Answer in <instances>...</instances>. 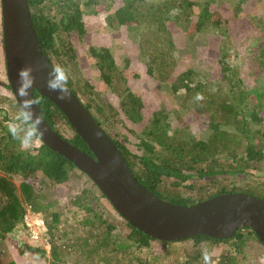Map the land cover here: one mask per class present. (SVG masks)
<instances>
[{
	"label": "trees",
	"instance_id": "obj_1",
	"mask_svg": "<svg viewBox=\"0 0 264 264\" xmlns=\"http://www.w3.org/2000/svg\"><path fill=\"white\" fill-rule=\"evenodd\" d=\"M236 1L237 8L234 11L238 12L240 9L238 6L243 0ZM80 2L81 0H28L38 43L52 67L56 66L54 60L58 61L61 54L57 47L60 35L82 36L85 33L80 8L83 6ZM116 2L121 6L114 8L112 3ZM217 2L218 0H111V5H107L106 10L114 9V15L109 16V21L116 26L142 24L143 20L147 23H155L157 25L155 31L161 30L168 35H172L167 28L168 24L184 20L182 23L186 26L183 35L194 39L208 29L213 32L221 31L225 36L226 19ZM89 4H95L94 0H87L84 6ZM174 9L179 10L178 14L170 15ZM240 29L243 30L241 27ZM253 33L254 40L247 44L249 45L247 55L240 54L238 60L232 63L230 60L225 61V54L219 60L221 74L235 66L233 70L240 76L237 82L229 81L226 96L209 92L212 80L208 77L206 82L202 83L199 78L202 76V70L190 68L177 75L172 74L171 66L174 65L165 62L156 51L150 48L147 50L148 59L153 64L147 68V75L151 77L154 74L160 88L165 83L170 84L168 92L178 100L184 111L190 114L193 108L192 114L206 113L208 120L202 122L199 128L188 131L187 126L181 124L173 126L162 121L160 119L163 116L160 115L162 110L152 112L148 117L144 113L142 93L139 94L138 91L134 93L128 85L119 95L118 106L127 121L124 125L125 129L138 140L136 144L138 151L128 146L129 135L119 136L112 128L118 121L121 122L118 112L117 120L114 118V113L109 114L112 112L110 107L113 106H95V111H92L94 107L92 102L84 104L81 98L84 92L79 90L73 78L69 79L68 87L117 146L137 181L158 198L177 205H194L219 194L243 191L254 193L264 199V190L258 192L240 189V185L234 183L237 178L253 181L255 171H259L256 165L262 167L264 171V118L260 116L264 110V93L260 91L264 89V84L260 73L254 78L255 66L264 71V29L260 32L255 27ZM185 43L192 46L189 40ZM92 56L95 58L96 68L100 71L103 81L107 86H111L110 76L115 70V62L110 51L100 48L94 51ZM243 57L247 61L240 67ZM241 71L246 72V78L251 76L254 78L250 86L241 76ZM133 76L134 79L138 77L132 74L131 77ZM129 78L125 75L121 77L120 74L121 82H129ZM223 78L228 79L224 75ZM211 85L215 86L214 82ZM4 87L10 91L8 84ZM163 87L167 88V85ZM197 94H200L202 99H197ZM34 97L40 99L38 106L50 128L63 139L92 156L58 108L35 91ZM17 109L19 111L18 105ZM61 124L67 125L72 131L71 139H66L61 134L58 129ZM3 126L0 124V170L21 177L23 182L20 190L25 201L32 203V211L47 222L48 209L52 205L47 203L43 206L38 202L39 195L33 186L34 183L28 181L29 177L34 176L41 184L56 189L69 183L70 178L75 175V168L68 160L51 151L40 139L36 140L39 142L38 146H33L30 150H22L20 142ZM261 179L264 180V176ZM197 181L206 184L203 187H196ZM92 187L99 192L93 184ZM88 192L83 190L72 197L66 205L69 208L66 211L75 208L73 214L85 215L82 223L84 226L91 225L99 229L91 237L94 238L93 245H90L89 239H84L81 244L82 255L85 257L84 264H133L132 261L139 255H145L146 261L154 264L151 263L152 260L148 255L152 243L159 244L161 251L165 252L171 244L192 242L183 252L186 256V264H205V253L210 256V264H212L213 251L220 249L221 246H230L240 253L242 245L251 239L264 248L249 228L238 230L227 240L200 235L178 242L157 241L131 227L117 213L106 215V208L101 207L99 203L101 198L105 200L106 198L99 192L98 196L92 195L89 200L88 197L86 198ZM192 192L193 195L190 194ZM84 198L86 199L83 201ZM108 205L112 208L109 202ZM112 210L114 211L113 208ZM23 214L16 188L7 180L0 178V247L5 248L15 239ZM50 214L51 223L56 222L57 212ZM48 228L50 233L52 225H48ZM17 245L20 254L27 251L34 261L38 258L44 260L45 252L40 248L33 246L30 248L20 243ZM72 246L52 243L48 253L51 264H66ZM117 254L127 261L123 262L119 257L117 258ZM110 255L116 256L112 258ZM161 256L162 253L158 258ZM222 256H226V260L221 259L216 264L236 263V258L232 257L231 253L227 252ZM3 263L15 264L13 260H9L8 263L6 259L0 260V264Z\"/></svg>",
	"mask_w": 264,
	"mask_h": 264
},
{
	"label": "rangeland",
	"instance_id": "obj_2",
	"mask_svg": "<svg viewBox=\"0 0 264 264\" xmlns=\"http://www.w3.org/2000/svg\"><path fill=\"white\" fill-rule=\"evenodd\" d=\"M86 2L87 0H81L80 2L83 6H80V8L82 10L81 13L83 16L82 20L84 21L85 33L82 36H77L76 34H72L69 37H66L64 34L60 35V41L57 43V47L61 54L59 55V60H54V62L56 65H61L69 71L70 78H73L79 90L84 92V96H81L84 104L92 102L94 106L92 111H95V106H113H109L112 111L109 112V114L114 113V118L117 120L119 113L121 122L118 121L117 125L112 128L115 129V132L119 136L129 135L128 146L136 151H138L136 147L138 140L134 139L125 129L124 125L127 121H125L126 118L118 106L119 95L128 85L130 90L134 93L137 91L139 94L142 93L144 113L148 117L152 112L162 110L163 112H160V115H163L160 118L162 121L170 123L173 126L178 124L187 126L188 131L199 128L202 122H206V119L208 120V118H206V113L192 114L194 112L193 108L190 114L184 111L178 104V100L173 98L171 93L168 92L170 84L165 83L167 88L163 87L165 86V84H163L162 89L157 84L154 74L151 77L147 75V68L153 66L147 55V50L149 48L156 51L158 56H161L165 62L175 66H171L173 69L172 74L177 75L190 68L202 70V76L199 77L202 83H205L208 77H210V80H212L211 83L214 82L216 86L210 83L209 92L226 96L225 93L228 91L227 87L230 85L229 81L237 82L240 76L233 70L235 66L230 67L229 70L221 74L219 60L222 55L225 54V61L230 60L232 63L234 60H238L240 54L247 55L249 51V45L247 44L254 40L253 32L255 27H257L260 32L264 29V0H243L238 6V8H240L238 12L234 11L237 8L236 0H218L217 3L220 6V11H223L226 19L225 27L227 29L225 36L221 34V31L213 32L208 29L194 39H192L193 37L191 38L183 35V31L185 30L184 27L186 26L182 23L184 20L173 21L167 25L172 35H168L166 32L162 33L161 30L155 31L157 27L155 23H147L142 19V24L119 27L109 21V16L114 15V9L111 11L106 10V6L111 5V0H94L95 4L84 6ZM112 5L114 8L121 6L119 2L112 3ZM142 9L146 8L142 7ZM171 14L172 13H170V15ZM240 27L243 28V30H241ZM188 40L191 42L192 46L186 45L185 42ZM100 48L108 49L115 62V70L110 76L112 80L111 86H107L103 81L100 71L96 68L95 58L92 56V53L98 51ZM246 58L243 57L240 67L247 61ZM119 72H121V77L125 75L129 78L132 74L138 77L134 79L133 76L129 78V82H121ZM259 73L261 77H263L262 81L264 84V71L259 69L258 66H255L254 78H256ZM207 74L210 75L208 76ZM240 74L248 82L247 85L250 86L254 78L250 74L251 77L246 78V72L243 71H241ZM223 75L227 76L228 79L223 78ZM6 84L7 78L1 42L0 6V124L4 125L3 127L7 130L9 122L14 120L18 113V109L11 92L4 87ZM260 91L264 93V89ZM180 93H182V91H180ZM189 108H191V103H189ZM115 113H117V115H115ZM260 116L264 118V110ZM215 121L218 122V120ZM58 129L64 138L71 139L73 137V133L67 125L61 124ZM107 130H109V128H107ZM38 145V141H35L33 144V146ZM33 146L31 148H33ZM256 167L259 171H255L254 182L252 180L244 181V179L237 178L238 180H234V183H238L240 186L237 185L240 189L244 188L258 192L264 190V180L261 179L262 176H264V171L259 165H256ZM74 172L75 175L70 178L67 185L56 189L50 188L47 184H41L34 176L29 177L28 181L31 182V184L32 182L34 183L33 186L39 195L37 198L38 202L43 206L47 203L52 205L51 208L48 209L47 222L39 219L44 225L39 230L40 241H43L45 246H51L52 243L57 245L64 244L66 246L73 245L70 250V260H68V257L66 259V264H84L85 257L82 255L83 249L81 244L84 239H89L90 245H93L94 238L91 237H93L99 229L91 225L84 226L82 223L83 218L85 219V215L78 213L73 214L75 208L66 211V209L69 210L66 205L72 197L81 193L83 190L89 191L86 193V198L88 197L89 200L92 195L98 196L99 192L92 187L91 181L85 175H82V173L76 169ZM13 175L14 174H7L0 170V178L7 180L16 188V194L22 204L24 213L26 209H31L32 203L26 202L21 193L20 185L23 182L21 177ZM205 184V182L197 181L196 187H203ZM239 193L256 196V194L251 192L240 191ZM190 194L193 195L194 192ZM86 198H84L83 201ZM99 203L101 207L106 208L105 210L107 213L104 211L106 215L115 212L105 199L101 198ZM54 211L58 214V220L51 223L52 217L50 213H54ZM48 225H52L50 229L52 231L50 233ZM18 242L21 245L26 244V246L30 248L31 246L34 248H41L38 244L28 242L24 237H20L19 239L15 237L5 248L2 246L0 247V260L6 259V263H8L9 260H13L15 264H51L49 254L47 253H45L44 260L38 258L36 261L30 257L27 251L20 254L18 252ZM191 243L192 242L185 241L184 243L171 244L165 252L161 251L159 244L152 243V248L149 250V252H151L148 254L149 259H151V263L154 262V264H186V256L183 255V252L185 248L191 246ZM20 249L23 250L24 248ZM227 252L231 253L232 257L236 258V263L234 264H264V248L252 239L242 245L240 253L230 246H221L220 249L211 253L212 264H216L219 260L225 259L226 256L222 255ZM161 253L163 256L158 258ZM115 256L116 255H112L111 257L114 258ZM144 256L145 255L136 256V259L133 260L132 263L149 264ZM118 257L123 262L127 261V259H122L119 254H117V258Z\"/></svg>",
	"mask_w": 264,
	"mask_h": 264
},
{
	"label": "water",
	"instance_id": "obj_3",
	"mask_svg": "<svg viewBox=\"0 0 264 264\" xmlns=\"http://www.w3.org/2000/svg\"><path fill=\"white\" fill-rule=\"evenodd\" d=\"M0 6L5 73L18 108L22 101L17 94L18 72L31 65L36 80L28 98H32L35 91L54 104L92 156L55 133L44 118L42 127L46 131L40 141L84 174L123 221L163 242H178L200 235L227 240L238 230L249 228L264 246L263 198L234 192L219 194L194 205H177L145 189L117 146L72 91L70 98L63 101L56 98L57 93L48 91V73L53 67L38 43L28 0H0ZM33 109L37 115H42L38 105H33Z\"/></svg>",
	"mask_w": 264,
	"mask_h": 264
},
{
	"label": "clouds",
	"instance_id": "obj_4",
	"mask_svg": "<svg viewBox=\"0 0 264 264\" xmlns=\"http://www.w3.org/2000/svg\"><path fill=\"white\" fill-rule=\"evenodd\" d=\"M179 10L174 9L172 14H178ZM35 71L31 65L21 68L18 72V87L17 94L22 98L19 104V111L14 120L9 122L8 131L11 136L20 142L22 149H30L37 139H42L46 129L42 127L44 120L42 115H37L33 109V105H39L40 99L30 96V89H33L36 77L33 74ZM47 89L49 92L57 93L58 100H67L70 98V89L68 87L70 73L61 66H54L48 73ZM16 94V95H17ZM197 99H202L200 94H197ZM205 264H210V256L204 254Z\"/></svg>",
	"mask_w": 264,
	"mask_h": 264
},
{
	"label": "built area",
	"instance_id": "obj_5",
	"mask_svg": "<svg viewBox=\"0 0 264 264\" xmlns=\"http://www.w3.org/2000/svg\"><path fill=\"white\" fill-rule=\"evenodd\" d=\"M39 219L41 218L35 212L32 211V207L31 209H26L22 216V222L18 226V230L15 234V237L17 239H19L20 237H24L28 242H33V244L40 245V250L48 254L50 252L51 246H45V243L43 241H40L39 230L44 225L41 221L43 219Z\"/></svg>",
	"mask_w": 264,
	"mask_h": 264
},
{
	"label": "flooded vegetation",
	"instance_id": "obj_6",
	"mask_svg": "<svg viewBox=\"0 0 264 264\" xmlns=\"http://www.w3.org/2000/svg\"><path fill=\"white\" fill-rule=\"evenodd\" d=\"M1 42H2V40H1Z\"/></svg>",
	"mask_w": 264,
	"mask_h": 264
}]
</instances>
